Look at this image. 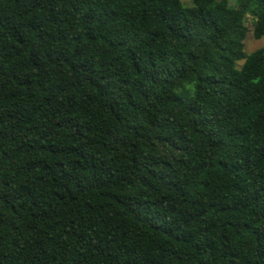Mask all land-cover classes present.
<instances>
[{
	"label": "trees",
	"instance_id": "1",
	"mask_svg": "<svg viewBox=\"0 0 264 264\" xmlns=\"http://www.w3.org/2000/svg\"><path fill=\"white\" fill-rule=\"evenodd\" d=\"M249 30L264 0H0V264H264Z\"/></svg>",
	"mask_w": 264,
	"mask_h": 264
},
{
	"label": "rangeland",
	"instance_id": "2",
	"mask_svg": "<svg viewBox=\"0 0 264 264\" xmlns=\"http://www.w3.org/2000/svg\"><path fill=\"white\" fill-rule=\"evenodd\" d=\"M247 26L252 29L253 26V17L248 16L246 20ZM264 48V36L261 38H256L252 30H249L245 39V52L247 54L252 53L253 51ZM243 61H238V66H241Z\"/></svg>",
	"mask_w": 264,
	"mask_h": 264
}]
</instances>
